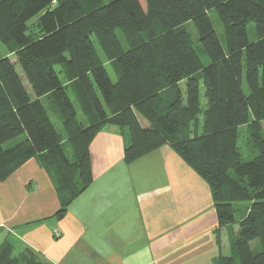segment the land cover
<instances>
[{"label":"trees","instance_id":"1","mask_svg":"<svg viewBox=\"0 0 264 264\" xmlns=\"http://www.w3.org/2000/svg\"><path fill=\"white\" fill-rule=\"evenodd\" d=\"M145 1L143 8L139 0H0V43L15 55L33 94L14 63L0 55V181L36 157L56 177L60 216L92 181L93 137L104 125H115L129 138L126 162L167 144L208 185L219 228L234 227L233 242L212 264H264V0ZM189 21L207 65L190 40ZM48 109L62 120L66 136L56 130ZM250 114L255 150L245 160L238 151V127ZM198 116L200 133L191 129ZM20 135L22 141L3 148ZM244 203L237 220V206ZM20 260L9 244L0 248V264Z\"/></svg>","mask_w":264,"mask_h":264},{"label":"crops","instance_id":"2","mask_svg":"<svg viewBox=\"0 0 264 264\" xmlns=\"http://www.w3.org/2000/svg\"><path fill=\"white\" fill-rule=\"evenodd\" d=\"M128 143L115 125L96 133L92 181L60 216L56 177L36 157L1 180L0 248L18 264H212L225 254L233 229L219 228L205 181L167 144L126 163Z\"/></svg>","mask_w":264,"mask_h":264},{"label":"rangeland","instance_id":"3","mask_svg":"<svg viewBox=\"0 0 264 264\" xmlns=\"http://www.w3.org/2000/svg\"><path fill=\"white\" fill-rule=\"evenodd\" d=\"M104 2H108L109 0H103ZM142 7L145 8L146 6V1L145 0H139ZM209 15H210V19H211V22L213 24V27L215 29V31L217 32V34L223 38V26L221 24V22L219 21L217 15H216V12L214 10H211L209 11ZM32 21H30L31 23ZM187 26V30H188V33H189V36H190V40L192 42V44L194 45L202 63L204 65H207L209 63V59L208 57L206 56V54L203 52V50L201 49V46H200V43L198 41V33H197V30L193 24L192 21H189L187 22L186 24ZM247 32H248V38L250 41H253L254 40V24L253 23H249L247 25ZM117 36L118 38L120 39L121 43H122V46L123 48H126L127 45H126V42L124 40V37L122 35V33L120 31H117ZM97 47V50L99 52V55L101 57V59L103 60V63H104V66L108 72V75L110 77V79L114 82L116 81L117 77H116V73L113 69V66L107 61V59L104 57V55L101 53V50H100V47L98 45H96ZM0 55L1 56H7L10 61L12 63H14L15 65V69L16 71L18 72L19 76L21 77L22 79V82L23 84L25 85V88L27 89V91L29 92V94L31 95V97L33 98V94L30 90V87L22 73V70L20 68V66L17 64V61H16V57L13 53H11L8 48H6V46L2 43H0ZM56 70L59 72V75L60 77L63 79L64 83L66 84V92L72 102V104L74 105L75 109H76V112H77V117L79 120L83 121V124H85V121H84V118H85V114L82 112V108L79 106V102H78V99L76 98V95H75V91L73 89V86L72 84L69 83V81L66 79L65 75H64V72H62L63 70V64H58L56 65ZM242 87H243V90L244 92H247V87H246V84L243 82L242 84ZM43 100V99H42ZM43 103L45 104V101H43ZM49 110V109H48ZM48 116L50 118V120L52 121L53 125L55 126L56 130L64 137L66 136L65 133H64V130L62 129V120L58 117L57 114H55V112L53 111H48ZM139 119H140V122L141 124L144 126L146 124H149L147 122V120L143 119V117L139 116ZM253 117L252 115L250 114L249 115V122L245 123V124H242L238 127V137H237V146H238V151L239 153L241 154V156L246 160L250 155L251 153L255 150L254 147H253V144L251 142V128H250V122L252 121ZM196 124L195 123H192V127L191 129L194 131L195 129L197 130V133H200L201 132V123H202V120H201V117L198 116L197 120H195ZM261 127H262V131L264 132V120L261 121ZM127 129V128H125ZM190 129V131H191ZM128 130V129H127ZM24 139V135H20L16 138H13L7 142H5L3 144V148H8V147H11L13 145H15L16 142H20ZM69 147V146H68ZM124 151V150H123ZM124 160V158H123ZM125 161V160H124ZM126 162V161H125ZM126 163H130V162H126ZM246 203L244 204H239L237 206L238 210L237 212L235 213V218L237 220L240 219L241 215H242V211H245V205ZM231 228L234 229L233 225H231ZM227 237H228V241H226L228 244H226L225 246L229 247L231 245V243L233 242L232 238H233V234L231 232V229L229 228L228 231H227ZM54 236L58 237L59 236V232L56 231L54 232ZM257 243L258 241H254L252 244H253V247H257Z\"/></svg>","mask_w":264,"mask_h":264}]
</instances>
